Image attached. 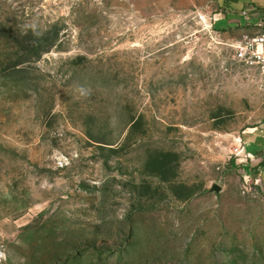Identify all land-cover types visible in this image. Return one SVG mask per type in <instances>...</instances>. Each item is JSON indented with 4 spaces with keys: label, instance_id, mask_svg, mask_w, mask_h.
Masks as SVG:
<instances>
[{
    "label": "rangeland",
    "instance_id": "obj_1",
    "mask_svg": "<svg viewBox=\"0 0 264 264\" xmlns=\"http://www.w3.org/2000/svg\"><path fill=\"white\" fill-rule=\"evenodd\" d=\"M215 12L0 0V264H264V85Z\"/></svg>",
    "mask_w": 264,
    "mask_h": 264
},
{
    "label": "crops",
    "instance_id": "obj_2",
    "mask_svg": "<svg viewBox=\"0 0 264 264\" xmlns=\"http://www.w3.org/2000/svg\"><path fill=\"white\" fill-rule=\"evenodd\" d=\"M216 12L211 22L216 33L235 45L248 37L264 34V0H215ZM246 157L236 160L246 180L264 192V123L245 131L238 144ZM240 146V145H239Z\"/></svg>",
    "mask_w": 264,
    "mask_h": 264
},
{
    "label": "built area",
    "instance_id": "obj_3",
    "mask_svg": "<svg viewBox=\"0 0 264 264\" xmlns=\"http://www.w3.org/2000/svg\"><path fill=\"white\" fill-rule=\"evenodd\" d=\"M239 60L252 69H255L264 85V34L248 37L235 46ZM237 161L246 157L242 141L239 147L234 150ZM248 182V180H246Z\"/></svg>",
    "mask_w": 264,
    "mask_h": 264
}]
</instances>
